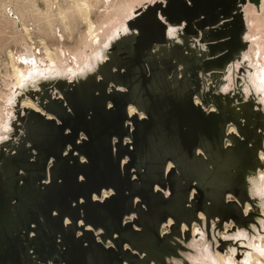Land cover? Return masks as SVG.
<instances>
[{"label":"water","instance_id":"obj_1","mask_svg":"<svg viewBox=\"0 0 264 264\" xmlns=\"http://www.w3.org/2000/svg\"><path fill=\"white\" fill-rule=\"evenodd\" d=\"M252 5L153 0L54 107L31 98L0 141V264L264 258V93L212 87L248 60Z\"/></svg>","mask_w":264,"mask_h":264},{"label":"rangeland","instance_id":"obj_2","mask_svg":"<svg viewBox=\"0 0 264 264\" xmlns=\"http://www.w3.org/2000/svg\"><path fill=\"white\" fill-rule=\"evenodd\" d=\"M62 1L64 0H0V141H8L12 134L16 133L14 130L19 127L20 117L25 113L23 102L32 101L30 95L38 87L46 88L58 80L68 82L70 76L85 73L81 71L92 63L96 65L99 59L101 62L104 61L103 50L107 51L117 43L121 45L124 37H128L123 33L125 30L122 31L125 23L134 17V12L139 7L153 0H104L100 5L99 0H91V6L95 9L90 14L91 18L94 21L103 19L98 32L99 41L96 44L85 36L87 25L82 18L77 17L70 22L71 31L63 30L64 27L59 18ZM114 6L121 7L123 13L115 11ZM45 7H50L54 16L56 35L49 31L48 26L38 25V15ZM249 8L257 11L253 5ZM257 13L258 27L254 28L251 24L249 25V39L256 37L255 35H264V0H262L261 11ZM22 20L27 22V30L23 28ZM257 29L258 32H256ZM41 40L47 43L54 52L55 63L53 65L45 56ZM254 50V42L251 41L248 60L244 64L234 65V71L226 77L228 83H225V87L222 85V88L230 89L228 85L232 86V82L236 80L240 84L238 88L245 91L246 95L256 94L257 97L263 98L257 88V83L263 84V82L259 75L261 73L260 64L253 61ZM11 54L21 61L19 66L25 71V75L33 68L28 64L36 59L44 61L46 69L41 75L33 73L32 78L27 77V80L22 79L18 82L13 72ZM260 61L263 62L261 57ZM261 244L264 245V240ZM259 258L264 264V258Z\"/></svg>","mask_w":264,"mask_h":264},{"label":"bare ground","instance_id":"obj_3","mask_svg":"<svg viewBox=\"0 0 264 264\" xmlns=\"http://www.w3.org/2000/svg\"><path fill=\"white\" fill-rule=\"evenodd\" d=\"M104 0H99V5L101 3H103ZM91 0H64L60 3V7H61V11L59 12V18L60 21L64 27V31H71V27H70V22L75 20V18H82L83 22L86 23L87 25V29H86V33L85 36L91 41V42H95V44L99 41V27L102 25L101 23L103 22V19L100 18L98 21H94L90 14L92 13L93 6H91ZM98 5V4H97ZM98 5V6H99ZM119 6V5H118ZM113 9L115 11H122L121 7H113ZM123 13V11H122ZM245 14H246V18L247 21L249 22V24L252 25V27H258V18L256 17L258 15L257 11H253L251 8L247 7L245 9ZM19 18H20V14L18 13ZM38 25L42 26H48L49 31L52 34H57V28L55 27V19L53 14L50 11V7H45L44 9L41 10V14L38 15ZM22 26L25 30L28 29L27 27V22L25 20H22ZM44 30V29H43ZM259 30L257 29L256 32H258ZM256 37H251V41L254 42V46H255V50H254V54H253V61H256L257 63L260 64V69H261V73L260 78L262 79L263 84L260 82L257 83L258 87L263 91L264 93V35L262 36H258L255 35ZM41 44L43 47V51L45 53L46 58L50 61V63L53 65L54 62V52L51 50V48L47 45V43H45L43 40H41ZM261 53H263L261 55ZM12 59H13V63H12V68H13V72L15 74V76L18 79V82H21L22 79L27 80L29 77L32 78V74H43L46 68L44 67V61L40 60V59H36L33 62H30L33 68L32 71L28 72L25 75V71H23L20 66L19 63L21 62L20 60H17V58H15V56L13 54H11ZM260 57L263 59V62L260 61ZM21 59V57H20ZM257 59V60H256ZM33 64V65H32ZM28 77V78H27ZM23 83V82H22ZM23 106L24 107H29V108H34L36 110H39V108L31 101V100H26L23 102ZM134 112V108L130 107V113ZM261 176L264 178V175L261 174ZM261 246V250H262V255L264 257V245L259 244ZM219 260V264H231V262L229 261V259L219 256L218 258ZM245 264V263H244ZM246 264H263L260 262V258L259 256L253 255L252 260H249L248 263Z\"/></svg>","mask_w":264,"mask_h":264},{"label":"flooded vegetation","instance_id":"obj_4","mask_svg":"<svg viewBox=\"0 0 264 264\" xmlns=\"http://www.w3.org/2000/svg\"><path fill=\"white\" fill-rule=\"evenodd\" d=\"M119 52L124 53L123 47H119ZM113 51V52H112ZM112 51H110V55H112L114 53V51L116 52V48H113ZM108 59V58H107ZM124 59V58H123ZM103 74V73H102ZM127 75L126 72H123L122 74H119V76H125ZM75 75L70 76L69 81L65 82L63 80H58L54 81L53 83L50 84V86L44 88H40L38 87V89H36V91L34 93H32L30 95L31 98H33L36 101V105L40 107V105L43 107H54L56 103H58L57 101L62 99V95L61 93H66L67 91H70L72 89V87H74V77ZM234 78V76L232 77V79ZM95 79H97L98 81H102V82H106V76L103 74L102 76L95 74ZM238 82L235 80V82H232V86L230 85L228 88L230 89H224L222 88L220 85H212V87L214 88H219V92H225V93H233L234 96H239L241 94V90L240 87L238 88ZM110 86V87H109ZM115 85L114 84H110L107 83V87H105V89L108 92H112L114 89ZM225 87V86H224ZM232 88V89H231ZM131 104H134L135 101L131 100L130 101ZM131 104H129L128 106L131 107ZM114 107V106H113ZM263 138H264V133H263ZM262 178V176H260Z\"/></svg>","mask_w":264,"mask_h":264}]
</instances>
